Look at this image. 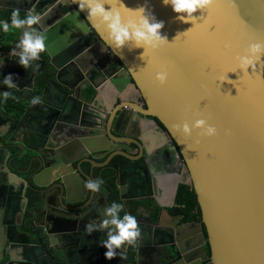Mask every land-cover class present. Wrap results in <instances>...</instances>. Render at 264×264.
Returning a JSON list of instances; mask_svg holds the SVG:
<instances>
[{"label":"water","instance_id":"1","mask_svg":"<svg viewBox=\"0 0 264 264\" xmlns=\"http://www.w3.org/2000/svg\"><path fill=\"white\" fill-rule=\"evenodd\" d=\"M30 1L42 16L40 28L47 36L46 53L41 54L38 61L41 67L35 73L30 69L28 72L15 70L16 62L11 52L16 42L11 44L9 51L1 45L0 63L4 65L0 66V79L10 72L19 81L23 73H30L29 88L20 90L34 91L37 77H46L51 72L57 80L62 68L70 66L74 72L72 76L84 75L87 80H92L93 83H85L75 98L82 105L91 103L88 114L94 125H102L107 119L109 125L107 131H100L98 127V131L92 133L95 137L85 142L83 148V142H77L76 154L88 153L92 157L101 154L104 157L119 151L117 154L130 161L121 169H135L138 161L132 156L133 148L127 147L117 137L134 138L130 133L125 134L122 128L132 125L140 128L141 123L148 119H156L162 124L174 141L175 158L190 179L184 182L178 176L168 190L152 194L159 208L157 223L149 227V236L153 239L156 235V257L166 264H207L208 260H211L210 264H264V64H256L247 73H228L229 80L233 81L224 82L225 74L237 68L234 56L243 52L248 44L264 41V0H212L193 27L190 23L176 20V14L170 7L162 6L160 0H150L155 16L164 21L161 32L167 36L169 43L155 51H146L143 60L137 58L142 50L129 51L130 45L123 49L107 46L108 34L98 22L94 21V27L86 28L87 37L82 35L75 27L78 19L75 5L68 2L72 11L68 15L69 12H59V3L54 0ZM44 1L53 3L43 7ZM124 2L129 7H135L143 0ZM0 7L21 10L7 5ZM55 14L62 16L63 20L58 23L50 20ZM79 20L83 22L82 13ZM66 32H71V36L66 38ZM74 45H78V58L83 59L86 67L67 57L69 47ZM94 45H97V51L90 49ZM161 69L168 72L164 85L154 79L155 72ZM101 79L104 80L102 84ZM106 80L112 89L129 87L138 91L145 100L146 108L129 105L130 108L122 104L120 110L114 111L111 99L107 100L109 104L106 106L101 95ZM48 82L49 78H46L45 83ZM51 83L56 84L55 80ZM51 83L39 93L40 103L33 105L29 102L20 123L14 124L11 135L16 140L10 139V146L6 144V136L12 120L0 112V191L7 193L8 200L14 199V186H18L27 205L29 198L25 194L28 189L39 194L41 200L38 202L41 201L46 209L51 205L50 196L57 195L58 208H54L67 212L70 210L67 205L72 203L69 198L70 175L78 177L80 189L85 191V181L94 178V173H87L82 163L74 166L71 162L73 150H57V144L66 137L64 127H70L73 122L69 119L68 110L71 101L64 89L60 88V92L68 99L64 100L61 108L57 106L60 94L54 97L50 94L46 99ZM5 87L0 85V99L3 91L7 90ZM88 88L92 90L91 95L87 93ZM27 100L25 94L22 102ZM36 107L43 108L38 115L44 124H28L27 119L29 115H34ZM197 116L216 127L215 136H203L199 130H193L190 136H186L179 130L180 125L191 123ZM79 117L81 121L84 116L81 113ZM24 125H30L27 131L22 129ZM80 125H83L82 122ZM11 148L21 151L15 160L26 158L29 162V168L23 173L28 175L27 179L15 172L12 159L8 162ZM142 156L147 159L146 155ZM34 164L40 168L37 174L32 171ZM118 175L116 183L121 193L118 183L122 174ZM181 185L193 187L202 223L163 230L160 226L165 216L176 220L177 224L181 222L182 218L171 216L169 211L175 205ZM99 192L93 194L92 202ZM166 193L168 204L161 201ZM5 194L0 196L4 198ZM86 199L87 196L83 201ZM121 200L126 201L125 198ZM186 226L194 230L190 237L183 234L182 229ZM139 241L138 251L141 252L144 247L141 236ZM182 244L189 251L184 257L179 252ZM207 245L211 251L210 259ZM41 249L49 255L46 249ZM21 250L29 261L32 256L36 257L40 248ZM6 254H1L0 264H3ZM51 261L57 264L53 258Z\"/></svg>","mask_w":264,"mask_h":264},{"label":"flooded vegetation","instance_id":"2","mask_svg":"<svg viewBox=\"0 0 264 264\" xmlns=\"http://www.w3.org/2000/svg\"><path fill=\"white\" fill-rule=\"evenodd\" d=\"M54 1H56V4L59 3L58 0ZM52 3L53 2L50 1H44L42 6H51ZM4 5L21 9L20 12L22 16L24 15L25 10L36 9L34 7L35 5L33 1L31 3L30 0H0V6ZM58 6L60 7V13L62 10L67 13L69 12L68 15L72 12L69 8L68 2L66 1L59 3L57 7ZM12 11L14 10L0 7L1 13H10ZM50 20H54V22L58 23L61 22L63 18L62 16L59 17V15L55 14ZM0 22H2V20H0ZM12 35H16V37H12ZM18 40L19 32L14 30L5 32L2 30V28L0 29V46L5 45L6 51H9L11 44L17 42ZM77 46L78 45L69 47L70 50L67 54V57H72L73 59L71 60L78 61V63H81V66L86 67L83 59L78 58ZM96 46L94 45L90 49H95L97 51L98 48ZM14 65L15 70H21V72L24 71V69H21V66H19L17 63ZM69 67L70 66L62 68L57 80L55 78L56 76L51 72L48 73L50 75L46 77H37L34 84L36 87L34 91H30L28 89L26 91L20 90L23 88H29L30 86V80H28L30 73H23L22 76L24 77L21 76L20 80L18 81L19 88L16 90H11L20 94L21 101L24 98V95L27 94L28 100L26 102H22L24 107L23 113L21 115H18L19 111L17 109L12 110L9 108V106H4L2 104V98L0 99V112L8 117V119L12 120L11 128L8 135L6 136V144L10 146L9 140L12 138L16 140V138L11 135L12 129L15 123H20L21 119L26 113L28 103L32 102L31 98L39 97V93L42 92V89L45 88L48 83H51V80H55L56 84L51 83L48 87L46 99H48L50 94H53V97L55 94H60L59 105L57 106L61 108L66 99L69 98L71 101H69L70 106L68 109L69 119L74 124L70 125V127H64V133L66 134V137H63L57 144V150H62L65 148L73 150L71 162L74 163V166L76 167L82 163V168L87 173H94V178L92 179H102L104 182L102 185V190L98 193L96 200L92 202L94 193H91L87 190L83 191L82 188L80 189L78 177L71 174L69 198L72 203L67 205V208H70V210L67 212L62 209L54 208V206H57L58 208L57 195L56 197L53 195L50 196L51 205L46 209L41 201L38 202L41 200L39 194L36 193L37 199L33 200V195L35 193H31V191L28 189L25 194L27 198H29V204L27 205L21 198L20 189L18 186H14V199L8 200L7 193L5 194L4 191H0V194H5L4 198L3 195L2 197L0 196V257L3 252L7 253L3 264H54L51 261V258H53L57 264H155V261L157 260L155 254L156 252L154 251V239L156 238V235H153V239L149 236V230H151L149 227L153 224L148 221L150 220L151 213H154L156 210L158 211L159 215V208L156 205L153 199L154 196L152 197V194L156 195L158 191L165 189L168 190L172 185V181L178 176L182 181L187 182L190 179L189 174L181 170V166L175 158L176 154L174 141L162 124H160L156 119H148V121L142 122L140 128L137 127V125L128 126L124 129L122 128V131L125 132V134L130 133L135 139H138L136 142L139 145L136 144L134 141L135 139L132 137H117L119 138L117 140L125 142L127 147L133 148L132 156L138 161V167L135 168V170H138L139 174L143 177L141 181H143L144 184L142 185L143 191L141 189V193H137V191H131V193H128V196L125 195V184L122 182V180L118 183L122 188V192L120 193L116 183L119 176L118 174H122V179L124 178L125 172H129V169L125 171L121 169V167L125 166V164H129L130 161H127L125 158L117 154L119 151H113L104 157L101 154L97 155V157H92L88 153L83 154L78 152L76 154V146L78 147L77 142H83V148L86 144L85 142H88V140H91V138L95 137L92 136V133L98 131V127L100 128V131H107L109 119H107V122L103 123L102 125H94L92 123L93 120L88 114L90 112L89 109L91 103L82 105L75 98V95H77V92L85 87V83L90 84L93 82L90 79L87 80L84 75L77 77L72 76L74 72L73 69ZM46 78H49L48 83H45ZM14 79H16L15 76ZM104 80L101 79V84ZM108 83V80H106L103 85L104 88L101 92L102 103H104L106 106L109 104L107 100L111 99L110 103L114 104V111L120 110L123 105L135 106L140 109L146 108L145 100L138 91L129 87L123 90H118L115 88L112 89L108 86ZM60 88L64 89L66 96L67 93L69 94L68 98L64 97L62 92H60ZM87 93L91 95L92 90L88 88ZM62 97H64V99L61 102ZM130 108L127 109L130 110ZM42 109V107L34 108L35 113L34 115H29L27 119L28 124L38 125L41 122L44 124V121L40 119V116L38 115ZM81 113L84 117L80 121L79 115ZM81 122L83 125H80ZM29 126L30 125H24L22 129L27 131L26 128ZM9 151L11 152V155L8 162H10L12 159V164H14L16 168L14 169L10 166L11 169H14L15 172L22 178L27 179L28 175L23 173L29 168V162H27L26 158H23L20 161L15 160V157L21 153L20 149L11 148ZM143 154L147 156L146 160L144 159V156H142ZM3 156L4 155L1 157ZM109 158H111L110 161H108ZM64 165H66V163H64ZM24 166L25 168H22ZM120 169L122 172H120ZM32 171H36L35 174L39 173V165L34 164ZM172 171H174V173H172ZM191 188L193 189V187ZM108 191H111L109 195ZM178 194L174 207L169 210L170 214L171 212L174 214V211L179 207ZM86 196L87 199L83 201ZM122 198H125L126 201H122ZM113 201L124 204V211L134 215L137 218L138 226L141 230L142 244L144 246L142 247L141 252H139V238L134 246L127 247L126 258L122 261L118 258L111 261L104 258L103 253L106 251V249L98 246V242L104 239L102 233L94 232L91 236H86L83 232L84 225L90 220L96 219L97 217H102L104 209ZM121 215H123V212ZM175 217L182 218L179 226L184 224L187 225L192 223H202V217L201 222L185 221L184 215L180 213L175 214ZM142 224L143 227L141 226ZM144 226L146 227L144 228ZM55 230L69 232L59 233ZM31 247H38L40 250H37L36 257L33 258L32 256V260L29 259V261H27L22 255L21 249H31ZM41 248L46 249L49 255L42 251ZM207 248L210 259L211 251L208 245ZM181 249L182 248L180 247L179 252H182ZM210 263L211 260H208L207 264Z\"/></svg>","mask_w":264,"mask_h":264},{"label":"clouds","instance_id":"3","mask_svg":"<svg viewBox=\"0 0 264 264\" xmlns=\"http://www.w3.org/2000/svg\"><path fill=\"white\" fill-rule=\"evenodd\" d=\"M58 2L63 3L65 0H58ZM67 2L75 5L78 17L75 27L80 29L82 35L87 36L89 33L86 28L94 27L93 22H98L108 34L105 41L107 46L123 49L130 45L129 51L140 49L142 51L137 57L140 60H143L146 51H155L165 43H169L167 36L161 32L165 26L164 21L158 20L155 16L150 0H143L135 7L127 6L124 0H67ZM160 3L162 6L171 8L176 14V20L185 24L190 23L193 27L212 0H160ZM198 12L201 15H194ZM81 13L83 22L79 20ZM41 23L42 16L34 9L26 10L23 16L20 10H14L10 14V23L7 20L0 22V28L3 31L19 32V40L12 49L11 55L26 72L29 69L33 73L38 71L41 54L46 53L47 36L40 28ZM64 36L70 37L71 32L64 33ZM234 62L237 68L225 74L224 82L233 81L229 80L228 73H247L253 70L256 64H264V41L248 44L243 52L234 56ZM2 65L0 63V66ZM154 79L160 85L166 84L167 70L156 71ZM0 85L7 88L2 93V101L15 99L11 90L19 88L18 78L14 79L11 73L3 75ZM37 103H40V98L33 97L32 104ZM179 130L186 136H190L193 130H199L200 134L206 137H213L217 133L213 124L199 116L195 117L191 123L185 122L180 125ZM103 183L100 178L89 179L85 181L84 186L87 191L97 193L102 190ZM124 208V204L113 201L104 209L102 217L90 220L83 228L86 236H91L94 232L103 234L104 239L98 242V246L106 249L103 255L109 261L116 258L124 260L127 247L134 246L141 236L137 218L124 211ZM122 212L123 215H121Z\"/></svg>","mask_w":264,"mask_h":264},{"label":"trees","instance_id":"4","mask_svg":"<svg viewBox=\"0 0 264 264\" xmlns=\"http://www.w3.org/2000/svg\"><path fill=\"white\" fill-rule=\"evenodd\" d=\"M10 13H1L0 12V20L5 21L7 20L10 22ZM12 95L15 97V99H8L7 101H2V104L4 106H9L12 110L17 109L18 115H21L23 113V107L24 105L22 104L20 94L18 92L12 91ZM8 104V105H7ZM26 166V164H25ZM22 167V168H25ZM33 193V192H31ZM34 199H37V194L35 193ZM178 202H179V207L174 211V214H182L184 215L185 221H198L201 222V212L200 208L197 204L196 196L194 194V191L191 187L189 186H181L179 189V194H178ZM144 205V204H142ZM142 207V206H141ZM140 209V208H139ZM150 219L153 222H156L158 219V211L156 210L154 213H151Z\"/></svg>","mask_w":264,"mask_h":264},{"label":"crops","instance_id":"5","mask_svg":"<svg viewBox=\"0 0 264 264\" xmlns=\"http://www.w3.org/2000/svg\"><path fill=\"white\" fill-rule=\"evenodd\" d=\"M143 179V177L139 174V171L138 170H135V169H131L129 170V172H125L124 174V178L122 179V182L126 185H124V192H125V195L128 196V193H131L132 192H136L137 193H141L143 191V188H142V185L144 184L143 181H141ZM130 183V184H128ZM142 189V191H141ZM159 190V189H158ZM166 191V189L164 190ZM168 192V191H167ZM75 197H78V196H75ZM168 200H169V197L167 195V193L164 195V197H161V201L164 203V204H168ZM171 216H175V214H173V212H171ZM158 221V219H157ZM156 222H153L151 219L148 221L150 223H157ZM180 225V222H176V220L172 219L171 217H167L165 216L164 219H163V222H162V226H160L163 230H169L171 228H174L176 226H179ZM183 234L184 236H188L190 237V235H192V233L194 232V230L188 228L187 226L186 227H183ZM181 251H182V254L183 256H186L189 251H186L185 250V246H183V244L181 245ZM157 260L155 261V264H163V262H161L158 258H156ZM184 264H186L184 262Z\"/></svg>","mask_w":264,"mask_h":264}]
</instances>
